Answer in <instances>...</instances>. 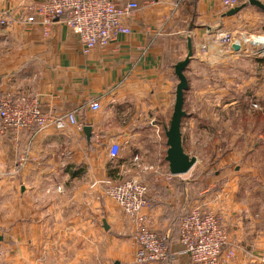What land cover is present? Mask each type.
<instances>
[{
	"label": "crops",
	"instance_id": "crops-1",
	"mask_svg": "<svg viewBox=\"0 0 264 264\" xmlns=\"http://www.w3.org/2000/svg\"><path fill=\"white\" fill-rule=\"evenodd\" d=\"M30 1L0 0V18L10 12L9 22L0 24V97L20 92L34 95L43 112L55 117L73 112L81 126L69 127L66 132L53 128L5 131L0 134V172L37 167L44 155L56 160L65 154L67 173H79L71 178H84L89 186L117 180L135 165L134 180L147 190L138 216L151 231L168 237L169 251L175 256L167 263L149 264H192L188 256L179 254L177 242L180 218L196 202L188 201L186 174L171 175L166 161L156 168L138 160L155 153L154 145L145 149L141 144L154 139L149 135L155 130L157 151L165 154L163 130L170 122L177 84L173 67L185 57L190 35L195 57L185 72H193L203 61L198 53L203 34L224 23L219 21L223 19L220 0H136L139 9L126 22L130 33L85 55L63 21L55 22L46 34L40 24L24 23L15 10ZM91 101L99 103L98 111L89 109ZM84 126L90 127L89 137ZM181 136L183 146L182 128ZM112 142L120 146L115 159L107 153ZM251 173L257 171L244 166L227 177L222 208L227 213L229 243L224 251L233 250L234 255L226 264H262L264 179H248ZM157 180L160 182L155 184ZM124 221L130 229L136 224ZM135 250L134 240L116 264H133Z\"/></svg>",
	"mask_w": 264,
	"mask_h": 264
},
{
	"label": "rangeland",
	"instance_id": "rangeland-1",
	"mask_svg": "<svg viewBox=\"0 0 264 264\" xmlns=\"http://www.w3.org/2000/svg\"><path fill=\"white\" fill-rule=\"evenodd\" d=\"M227 10L222 7V14ZM222 18L224 23L203 34V61L184 72L189 88L181 128L183 149L196 158L183 177L189 203L196 201L187 212L200 207L217 214L229 234L222 208L228 175L247 166L257 171L248 179H264V52L253 45V38L264 36V12L248 6ZM234 40L242 43L236 52L229 46ZM150 134L154 139L141 144L156 151L138 161L158 168L165 154L157 151V130ZM67 165L65 154L56 160L44 155L37 167L0 172V264H116L134 240L137 246L138 214H126L108 193L111 184L134 180L137 167L117 180L87 186L84 178L70 177ZM125 219L135 227L127 228Z\"/></svg>",
	"mask_w": 264,
	"mask_h": 264
},
{
	"label": "built area",
	"instance_id": "built-area-1",
	"mask_svg": "<svg viewBox=\"0 0 264 264\" xmlns=\"http://www.w3.org/2000/svg\"><path fill=\"white\" fill-rule=\"evenodd\" d=\"M248 0H221L224 9L237 7ZM264 4V0H257ZM139 9L136 0H31L15 11L24 23H38L47 30L57 21H63L80 44L82 54H88L96 47L107 46L115 37L127 35V25L133 13ZM9 11L0 18V24L9 22ZM13 14V11L11 12ZM232 44L241 41L234 40ZM258 54L261 44H253ZM264 54V53H263ZM254 106V105H253ZM91 111H98L97 101L89 103ZM80 128L73 112L61 116H52L40 109L39 100L30 94H6L0 98V134L5 131L42 132L53 128L58 132L69 127ZM107 153L110 159L118 156L120 146L116 142L109 144ZM109 196L128 215H136L145 204L146 187L135 180L111 184ZM135 264L152 262H170L174 255L169 251L167 236L151 231L139 216ZM177 242L181 247L180 255H186L193 264H226L233 257V250H226L229 234L222 225L220 217L200 207L191 208L178 224ZM264 264V249L260 255Z\"/></svg>",
	"mask_w": 264,
	"mask_h": 264
},
{
	"label": "water",
	"instance_id": "water-1",
	"mask_svg": "<svg viewBox=\"0 0 264 264\" xmlns=\"http://www.w3.org/2000/svg\"><path fill=\"white\" fill-rule=\"evenodd\" d=\"M248 6L255 7L259 9V11L264 12V4L257 0H248L235 8L227 10L223 14V17L234 16ZM239 48L240 46L238 44L231 45V49L235 52L238 51ZM186 50L187 52L185 57L178 61L173 67V73L177 79L174 93V104L169 125L163 130L167 147L164 160L167 163L168 172L174 176L186 174L196 163L195 157L185 153L182 146L181 136V122L182 119L186 117V113L183 109L184 94L189 88L184 72L190 63L193 54L192 39L190 37H187L186 39ZM83 132L86 137H89L90 127L84 126ZM102 223L104 229L107 230L108 227L106 226L104 220Z\"/></svg>",
	"mask_w": 264,
	"mask_h": 264
},
{
	"label": "bare ground",
	"instance_id": "bare-ground-1",
	"mask_svg": "<svg viewBox=\"0 0 264 264\" xmlns=\"http://www.w3.org/2000/svg\"><path fill=\"white\" fill-rule=\"evenodd\" d=\"M244 40V42H246V37L243 39ZM253 41H254V44H256V43H258V44H261V46L263 47L262 49H261V52L263 53L264 51V36H261V37H255V38H253Z\"/></svg>",
	"mask_w": 264,
	"mask_h": 264
},
{
	"label": "trees",
	"instance_id": "trees-1",
	"mask_svg": "<svg viewBox=\"0 0 264 264\" xmlns=\"http://www.w3.org/2000/svg\"><path fill=\"white\" fill-rule=\"evenodd\" d=\"M77 175H79V173L78 174L77 173H72V174H70V177H76Z\"/></svg>",
	"mask_w": 264,
	"mask_h": 264
}]
</instances>
